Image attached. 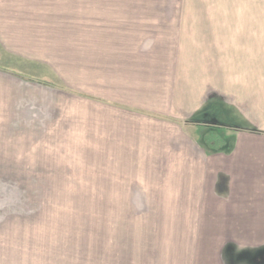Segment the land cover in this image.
<instances>
[{"label": "crops", "instance_id": "obj_1", "mask_svg": "<svg viewBox=\"0 0 264 264\" xmlns=\"http://www.w3.org/2000/svg\"><path fill=\"white\" fill-rule=\"evenodd\" d=\"M67 20L66 35L96 37L84 91L104 175H167L174 225L199 228L206 264H254L252 248L264 245V0H0V163L37 147L27 139L46 128L48 90L56 108L57 87L28 51L31 36L62 35L52 30Z\"/></svg>", "mask_w": 264, "mask_h": 264}, {"label": "rangeland", "instance_id": "obj_2", "mask_svg": "<svg viewBox=\"0 0 264 264\" xmlns=\"http://www.w3.org/2000/svg\"><path fill=\"white\" fill-rule=\"evenodd\" d=\"M63 23L52 30L62 35L31 36L28 52L46 65L36 74L56 85L57 105L48 90L46 128L27 139L37 147L0 163V264H206L208 245L193 243L199 228L174 225V192L160 186L167 175H104L87 120L96 110L86 96L96 37L66 35L71 20ZM252 251L264 264V245Z\"/></svg>", "mask_w": 264, "mask_h": 264}]
</instances>
